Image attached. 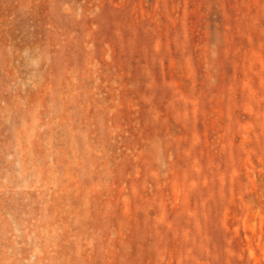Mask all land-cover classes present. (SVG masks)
I'll return each instance as SVG.
<instances>
[{
	"label": "rangeland",
	"instance_id": "rangeland-1",
	"mask_svg": "<svg viewBox=\"0 0 264 264\" xmlns=\"http://www.w3.org/2000/svg\"><path fill=\"white\" fill-rule=\"evenodd\" d=\"M0 264H264V0H0Z\"/></svg>",
	"mask_w": 264,
	"mask_h": 264
}]
</instances>
